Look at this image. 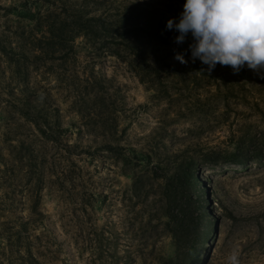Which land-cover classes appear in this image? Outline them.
<instances>
[{
  "label": "rangeland",
  "instance_id": "obj_1",
  "mask_svg": "<svg viewBox=\"0 0 264 264\" xmlns=\"http://www.w3.org/2000/svg\"><path fill=\"white\" fill-rule=\"evenodd\" d=\"M185 2L0 0V264H22L24 245L37 264H153L123 234L128 177L106 144L205 159L206 233L189 264H227L234 247L264 264V79L202 72L163 44ZM151 242L172 255L167 235Z\"/></svg>",
  "mask_w": 264,
  "mask_h": 264
},
{
  "label": "trees",
  "instance_id": "obj_2",
  "mask_svg": "<svg viewBox=\"0 0 264 264\" xmlns=\"http://www.w3.org/2000/svg\"><path fill=\"white\" fill-rule=\"evenodd\" d=\"M26 12L29 18L34 17L33 12ZM84 28L77 27L75 35H87ZM164 34L163 44L184 51L190 50L189 45L193 43L191 33L185 37L183 43L176 42L179 32ZM109 36L115 38L113 35ZM130 36H125L122 44L133 50L129 40L137 37L134 33ZM116 37L123 38V32L117 33ZM148 41V37L141 36V44ZM104 148L111 165H115L122 175L128 177L124 198L126 213L123 234L131 243L139 241L142 248L137 254L138 258L151 260L150 263L153 264H189L206 233L202 219L207 217V209L203 205L204 194L195 171L197 162H204L205 159L201 156V159L193 157L186 149L159 152L148 147L136 151L116 144H106ZM236 148L238 151V147ZM158 233L171 238L172 255H165L162 250L153 255L155 251L152 250V242L149 243V240ZM19 234L20 230L15 234L12 243L9 239L8 243L20 245ZM22 248L25 257L20 256L21 263L37 264L30 247L24 245Z\"/></svg>",
  "mask_w": 264,
  "mask_h": 264
},
{
  "label": "clouds",
  "instance_id": "obj_3",
  "mask_svg": "<svg viewBox=\"0 0 264 264\" xmlns=\"http://www.w3.org/2000/svg\"><path fill=\"white\" fill-rule=\"evenodd\" d=\"M175 28L177 43L191 33L192 61L206 64L209 74L217 64L239 74L247 67L264 79V0H186L179 22L167 21ZM187 64L183 54L175 57ZM238 247L227 256V264H241Z\"/></svg>",
  "mask_w": 264,
  "mask_h": 264
}]
</instances>
